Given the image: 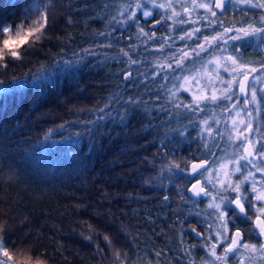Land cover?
Returning a JSON list of instances; mask_svg holds the SVG:
<instances>
[{
	"label": "trees",
	"instance_id": "obj_1",
	"mask_svg": "<svg viewBox=\"0 0 264 264\" xmlns=\"http://www.w3.org/2000/svg\"><path fill=\"white\" fill-rule=\"evenodd\" d=\"M46 2L0 0V22L19 23L32 7L43 6ZM105 2L109 4L107 9L102 7ZM121 3L122 0H55L53 15L56 20L51 34L63 39L71 32L72 39H64L63 44L46 40L33 46L43 51L33 53L30 47L23 62L10 61L7 70H0V81H3L0 84V224L4 220L7 225L0 235L5 236L9 254L14 257V262L8 264H19L29 256L35 259L40 253H45L41 259L46 264H101L102 260L108 264L112 253L105 245L103 233H108L116 248L121 250L135 243L137 255L145 258L147 254L146 259L152 264L157 260L160 264H188L189 257L181 248L200 240L187 230L186 244L180 243L179 233L188 224L195 223L203 230L200 217L193 215L201 209L179 200L177 187H174L179 182H170L167 172L162 176L161 168L170 158L188 156L197 149L199 140H192V137L201 131L204 119L212 123L213 114L220 121L213 127L223 134V138L215 137L224 149L223 152L217 149V153L226 156L232 145L228 139L231 135L227 126L229 113L216 105H208L205 113L181 108L169 117L152 106L156 102L149 98L158 91L162 97L159 103H165L166 93L159 88L161 83L171 87L179 81L167 83L151 75L152 66L164 62L165 54L170 55L167 49L162 53L157 50L158 44L142 43L143 38L137 39L134 35L137 32L134 25L119 29L114 22L109 23ZM187 6L191 7V0ZM174 7L188 19L175 0ZM153 11L164 14L161 9ZM198 15H205L204 10L193 12L191 19H197ZM249 15L256 19L257 10H251ZM68 17L72 18L71 23ZM220 19L230 25L246 17L242 18L236 10L220 15ZM205 23L174 25L173 21L165 19L154 29L147 25L146 28L149 32L156 31L159 38L170 33L169 25L176 28L171 34L177 36L184 34L181 28L191 30ZM114 27L117 28V39L112 41L114 46L98 47L107 41L95 33L111 31ZM213 27L223 30L216 25ZM120 31H124L125 37L131 35L132 39H119ZM203 32L215 34L211 28H204ZM130 43L138 46L132 53L139 61L135 65H126L123 61L127 58L119 51ZM185 43L193 45L192 40L177 39L175 46L182 47ZM62 47L63 52L60 51ZM81 49H90L95 55ZM242 51L243 59L261 58L252 41L245 42ZM73 52L83 57L81 62L65 63L76 59ZM122 70H131L134 79L125 81ZM13 77L21 78L23 86H18ZM117 93L122 94L121 101L109 109L113 116L122 110L129 96L146 101L151 115L145 113L144 104H141L124 124L112 116L96 124L87 123L101 115L90 110L103 106ZM237 95L241 102L246 99ZM180 96L185 102L190 101L185 93ZM126 106L131 110V105ZM260 116L264 123V104ZM61 124H64L62 129L55 131L48 140L44 139L49 129ZM169 129H186L185 136L180 137ZM163 144L168 147L162 148ZM179 187L183 189L186 185L179 183ZM164 195L170 199L164 201ZM177 216H187L184 228ZM121 224L125 234L120 232ZM85 225L98 230L99 239L86 241L81 235L87 231ZM241 227L246 228L247 223ZM96 244L104 248L103 257L95 253ZM154 251L164 254L157 258ZM193 256L198 264H203L206 249L198 246ZM0 258L7 261L6 257ZM242 259L243 264H264L260 254L245 255ZM235 260L239 264L241 257Z\"/></svg>",
	"mask_w": 264,
	"mask_h": 264
},
{
	"label": "snow or ice",
	"instance_id": "obj_2",
	"mask_svg": "<svg viewBox=\"0 0 264 264\" xmlns=\"http://www.w3.org/2000/svg\"><path fill=\"white\" fill-rule=\"evenodd\" d=\"M187 2L188 0H175V3L180 4L183 16L188 17V19H184L181 12L174 7V0H159V2L158 0H122L121 6L116 9V15L111 16L109 23L114 22L119 29H127L134 25L137 29L134 35L137 39L143 38L141 39L142 43L147 44L152 41L159 45L158 51L163 53L167 49L170 52V55L165 54L164 62L152 66L154 70L151 75L154 79L159 78L167 83L171 81H179V83H172L171 87H167L166 83L159 85V88L166 93L165 103H159L162 98L159 91L154 97L149 98L156 102L152 106L157 111H162L169 117L174 114V110L181 108L193 113H205L208 111V105L212 104L221 108L223 112L234 113L229 118L235 136L229 135L228 137L233 141L234 158L221 157L217 153V149L221 152L224 149L215 137L223 138V134L219 132L218 128L213 127V124L219 125L220 123L213 114V117L210 118L212 123L209 122V119H204L201 131L197 133L196 137H192V140H199L197 149L189 152L188 156L170 158L161 168V175L163 176L164 172H167L170 182L176 180L186 185L183 189L179 187V183L174 185L177 187V195L182 203H192L198 206L199 203L204 202L207 208L211 209L202 220L205 225L203 230L198 229L197 225L192 223L179 233L182 245L186 244L187 230H190L196 237H200L198 242L193 241L181 248V251L189 257L188 264H198L197 258L193 256L194 249L198 246L205 248L207 257H210V259L203 258V264H237L235 258L238 256L241 257L239 264H243L244 252L259 253L260 259L264 261V127H254L251 119L237 120V117H240L242 113L247 117H252L251 111L245 112L250 104L255 105L258 102L264 104V95L260 96L258 101L257 89L249 79L252 73L260 72L252 79L261 80L264 76V71H261L264 70V61L260 62V69L242 62V49L245 42L250 43L255 40L256 46L264 51V0H227V3L226 0H191V7L187 6ZM102 7L107 9L109 4L105 2ZM55 8V0H47L43 6L37 5L33 11H29L19 23L0 22V70H7L10 61L12 63L23 62L30 47L33 48V53L37 50L43 51V48L37 49L33 46L43 44L46 40L63 44L64 39L69 41L72 39L71 32L67 33L63 39L58 34H51L56 20L53 15ZM153 9H161L164 14L155 13ZM198 9H203L205 15H198L195 20L191 19L192 13ZM236 10L242 18H248L238 20L230 25L220 19V15ZM251 10H257L258 18L249 17ZM169 11L171 15H166ZM149 18L151 19L149 20ZM165 19L173 21L174 25L187 23L195 25L199 21H206V23L200 27H193L191 30L181 28L180 31L184 34L177 36L171 34L176 32L173 25L168 26L170 29L168 35H162L159 38L156 31L149 32L147 30V28L154 29ZM67 20L69 23L72 22L71 17H68ZM214 25L223 30L217 31L213 27ZM204 28H211L215 34H204ZM116 32L117 28L114 27L111 31L95 33L107 41L106 44L97 46L112 48L114 46L112 41L117 39ZM125 38L131 40L132 36L125 37L124 31H120L119 39ZM177 39L192 40L193 45L185 43L182 47H176ZM137 47L130 43L127 47L120 48L122 57L127 58L123 61L126 65L139 63L132 54ZM60 51L63 52L64 48L62 47ZM81 51L95 55V52L90 49H81ZM202 54L204 55L202 56ZM72 55L76 57L75 60L64 62L80 63L83 59V57H77L76 52H73ZM197 64L199 67L196 66ZM221 70L228 73L231 78L222 76ZM122 75L125 81L134 79L131 70H122ZM204 77H207L206 81H204ZM13 80L18 82V86H23L21 78L13 77ZM202 81L204 82L202 83ZM217 83L220 87L216 86ZM0 84H3V81H0ZM234 85H238L239 95L246 97L243 102L234 91ZM249 91L251 92L250 100L247 99ZM260 91L264 92V89ZM182 92L190 94L189 102H185L180 96ZM121 95V93H117L109 97L103 106L91 109L90 111L93 113L99 112L101 115L87 123L96 124L103 121L106 116H112L114 120L118 117L119 123L124 124V121L130 117V113L134 115L141 104H144L145 113L151 115L146 101L140 100L139 97L129 96L126 105H131V110L125 105L113 116V111L109 109L112 105L120 103ZM234 97H236L235 101ZM225 101L228 103L225 104ZM240 125L244 126L242 130ZM63 127L64 124H61L56 129H49L45 133L44 139L48 140L55 131ZM147 127L150 129L151 123ZM141 131H145V129H141ZM169 131L184 137L186 129H169ZM167 147L168 144L162 145V148ZM164 155L165 157L169 156L167 152ZM257 173L260 174L259 177H257ZM169 199L168 195L163 196L164 201ZM193 215L201 217L200 212ZM187 219V216L183 218L177 216L182 228H184ZM245 222L247 227H241V224ZM85 227L87 231L81 232V235L86 241L92 242L99 239L101 233L98 230L91 225H85ZM5 231V226L0 224V232ZM120 232L125 234L123 224H121ZM102 235L105 245L112 253L108 264H152V261L146 259L147 254H145V258L137 255L138 245L135 243H131L128 249L121 250L116 248L108 233ZM253 239L256 242H250ZM6 245L5 236L0 235V257L7 258V261L0 258V264L14 262V257L9 254ZM104 251V248L99 244L95 245L97 255L103 257ZM163 254V251H154L157 258ZM44 255L45 253H40L35 259L29 256L19 264H46V261L41 259ZM101 264H104L103 260ZM156 264H160V261L157 260Z\"/></svg>",
	"mask_w": 264,
	"mask_h": 264
},
{
	"label": "rangeland",
	"instance_id": "obj_3",
	"mask_svg": "<svg viewBox=\"0 0 264 264\" xmlns=\"http://www.w3.org/2000/svg\"><path fill=\"white\" fill-rule=\"evenodd\" d=\"M35 9V7H32V9H31V11H33ZM249 17H251L250 15H249ZM248 17H246V19H247ZM256 18H258V17H256ZM255 19V18H254ZM252 42H254L255 44H257V42L255 41V40H253ZM258 51H259V53H260V56H261V58H259V59H256V60H250V58L248 59H243L242 60V62L243 63H249V64H251V66H253V67H256L257 69H260V62L261 61H264V51H262L261 49H259L258 48ZM261 71H264V70H261ZM258 74H260V72H257V73H252L251 75H250V82L255 86V88L257 89V96H258V101H259V97L260 96H262V95H264V92H261L260 90L261 89H264V76H262V78H261V80L260 81H255V80H253L252 79V77L253 76H255V75H258ZM221 75L222 76H224V77H226V78H231L229 75H228V73H224L222 70H221ZM238 79H239V77H237ZM207 80V77H204V81H206ZM204 81H202V83L204 82ZM217 87H220V85H219V83H217V85H216ZM233 89H234V91H236L237 93H238V85H234L233 86ZM183 93H185L186 95H188L189 97H190V100H191V96H190V94L189 93H187V92H183ZM239 94V93H238ZM242 96V95H241ZM244 97V96H243ZM244 98H246V97H244ZM250 98H251V92L249 91V94H248V97H247V99H249L250 100ZM234 101H235V99H234ZM209 105H212V104H209ZM262 105L263 104H261V103H257V104H255V105H249L246 109H245V112H247V111H251L252 113H253V115H252V117H247L244 113H242L241 114V116L240 117H237V120H239V119H245V120H248V119H251L252 120V123H253V126L254 127H257V126H261V127H264V123H263V120L261 119V116H260V111H261V107H262ZM257 109H259V111H257ZM211 115V114H210ZM209 115V116H210ZM230 115H234V113H232V114H229V117H230ZM227 126H228V131H229V133L231 134V135H233V136H235V133L232 131V125H231V120H230V118L228 119V122H227ZM243 125H240V128H241V130L243 129ZM231 143L233 144V141H231ZM226 156H222V157H227V158H229V159H231V158H234V156H233V154H234V149H233V147H232V145L227 149V151H226ZM260 176V174L259 173H257V177H259ZM197 206V205H196ZM198 207L201 209V217H200V219H201V223H202V220L204 219V217L206 216V214L208 213V212H210L211 211V209H208L207 208V205H206V203H204V202H201L200 204H198ZM253 211H255V210H253ZM2 224L5 226V228L7 227V225H6V223H5V221L4 220H2ZM202 226H203V228H204V223H202ZM257 254H259V253H251V252H244V254H243V257L245 256V255H251V256H256ZM209 259H210V257H208ZM22 259H24V258H22Z\"/></svg>",
	"mask_w": 264,
	"mask_h": 264
},
{
	"label": "water",
	"instance_id": "obj_4",
	"mask_svg": "<svg viewBox=\"0 0 264 264\" xmlns=\"http://www.w3.org/2000/svg\"><path fill=\"white\" fill-rule=\"evenodd\" d=\"M226 3H227V0H226ZM189 194V196L191 195L190 193H188Z\"/></svg>",
	"mask_w": 264,
	"mask_h": 264
},
{
	"label": "flooded vegetation",
	"instance_id": "obj_5",
	"mask_svg": "<svg viewBox=\"0 0 264 264\" xmlns=\"http://www.w3.org/2000/svg\"><path fill=\"white\" fill-rule=\"evenodd\" d=\"M254 218V217H253Z\"/></svg>",
	"mask_w": 264,
	"mask_h": 264
}]
</instances>
